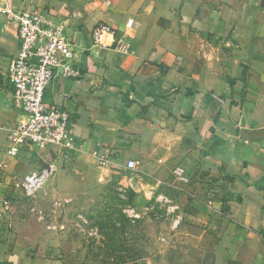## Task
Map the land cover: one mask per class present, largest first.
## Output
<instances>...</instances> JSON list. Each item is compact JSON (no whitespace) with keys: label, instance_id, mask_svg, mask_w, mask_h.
Returning a JSON list of instances; mask_svg holds the SVG:
<instances>
[{"label":"crops","instance_id":"crops-1","mask_svg":"<svg viewBox=\"0 0 264 264\" xmlns=\"http://www.w3.org/2000/svg\"><path fill=\"white\" fill-rule=\"evenodd\" d=\"M5 7L43 9L64 24L80 74L55 77L45 101L70 113L83 147L7 152L25 116L8 77L18 31L0 13V264H81L71 224L2 205L43 168L94 178L95 149L111 165L136 161L142 201L168 197L184 243L212 245L200 264H264V0H0ZM99 23L116 29L127 54L112 36L93 45Z\"/></svg>","mask_w":264,"mask_h":264},{"label":"rangeland","instance_id":"rangeland-1","mask_svg":"<svg viewBox=\"0 0 264 264\" xmlns=\"http://www.w3.org/2000/svg\"><path fill=\"white\" fill-rule=\"evenodd\" d=\"M125 163L114 160L104 167L96 161L91 169L95 177L85 180L52 173L32 195L23 190L12 204L23 209L22 214L71 224L80 238L81 264H200L212 245H186L173 203L159 193L147 194L142 201L137 195L144 183L141 175Z\"/></svg>","mask_w":264,"mask_h":264},{"label":"built area","instance_id":"built-area-1","mask_svg":"<svg viewBox=\"0 0 264 264\" xmlns=\"http://www.w3.org/2000/svg\"><path fill=\"white\" fill-rule=\"evenodd\" d=\"M0 13L5 14L9 24L15 25L18 31L20 46L10 62L8 77L13 87L14 101L25 116L24 121L10 129L7 152L16 156L21 148L30 145L40 150L58 146L64 156L80 151L83 142L72 131L70 113L45 101V92L55 77H75L80 74L72 64L73 45L64 24L57 23L43 9L16 11L5 7L0 9ZM128 26H135L133 20L128 21ZM107 36L114 38L112 46L117 51L122 54L129 52V44L107 23H99L92 30L93 45L108 47ZM93 154L102 166L111 165L108 153L95 149ZM125 166L133 171L137 163L130 159ZM182 172L178 170L179 174ZM52 173V167L43 168L27 175L18 184L26 194L32 195ZM2 206L4 212L9 213L13 204L12 201L4 200ZM8 222L6 228L12 227L10 220Z\"/></svg>","mask_w":264,"mask_h":264}]
</instances>
